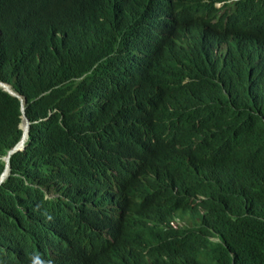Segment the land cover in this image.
<instances>
[{
    "label": "trees",
    "instance_id": "trees-1",
    "mask_svg": "<svg viewBox=\"0 0 264 264\" xmlns=\"http://www.w3.org/2000/svg\"><path fill=\"white\" fill-rule=\"evenodd\" d=\"M225 1L0 0V82L15 94L0 88V179L30 123L0 185V264H120L142 240L152 184L176 172L151 145L163 125L250 95L264 118V63H247L264 2L200 20L177 8ZM255 172L262 194L218 227L211 264H264V151Z\"/></svg>",
    "mask_w": 264,
    "mask_h": 264
},
{
    "label": "clouds",
    "instance_id": "clouds-1",
    "mask_svg": "<svg viewBox=\"0 0 264 264\" xmlns=\"http://www.w3.org/2000/svg\"><path fill=\"white\" fill-rule=\"evenodd\" d=\"M263 2L227 0L177 8L200 20L228 4L253 9ZM247 63H264V43L249 51ZM151 145L171 152L176 172L152 184L154 205L145 214L142 240L120 264H211L222 244L218 227L242 197L262 194L255 165L264 151V118L256 99L250 95L238 104L214 105L200 123L169 121Z\"/></svg>",
    "mask_w": 264,
    "mask_h": 264
},
{
    "label": "water",
    "instance_id": "water-1",
    "mask_svg": "<svg viewBox=\"0 0 264 264\" xmlns=\"http://www.w3.org/2000/svg\"><path fill=\"white\" fill-rule=\"evenodd\" d=\"M5 86H8V87L10 88L9 85H7V84H3V83L0 82V88H2V89H4L5 91H7V92H9V93H11V94H13V95H15L11 89H7ZM24 119H25L26 122H27V135H26V137H28V135H29V129H30V123H29V121H28V119L26 118L25 115H24ZM26 139H27V138H24V136H23L22 140L19 142V145L16 146L15 149H13V150L9 153V155L7 156V160H6V161H7V169H6L7 171H6V172L3 174V176L1 177V179H0V185L5 181V179H6V178L8 177V175L10 174V158H11L12 155H14L15 153H17V152L22 151V150L25 149V142H26Z\"/></svg>",
    "mask_w": 264,
    "mask_h": 264
},
{
    "label": "bare ground",
    "instance_id": "bare-ground-1",
    "mask_svg": "<svg viewBox=\"0 0 264 264\" xmlns=\"http://www.w3.org/2000/svg\"><path fill=\"white\" fill-rule=\"evenodd\" d=\"M180 2V1H179ZM178 2V3H179ZM181 3V2H180ZM183 3V2H182ZM186 5V4H185ZM177 6H178V4H177ZM241 7V6H240ZM233 11V10H232ZM233 13V12H232ZM179 14H180V12H179ZM238 16V15H237ZM174 24V23H173ZM220 24V23H219ZM228 24H229V22H228ZM230 24H233L232 22H230ZM234 26V25H233ZM232 32V31H231ZM157 34V33H156ZM231 34V33H230ZM235 37V36H234ZM153 38V37H152ZM234 47V46H233ZM236 47V46H235ZM237 48V47H236ZM133 63V62H132ZM7 89H10L8 86H5ZM264 88V87H263ZM21 128H22V130H23V136H24V138H27L26 137V135H27V122H26V120H25V122L24 123H22V125H21ZM125 139V138H124ZM123 139V140H124ZM115 158V157H114ZM98 162V161H97ZM98 164V163H97ZM103 172V171H102ZM71 201V200H70ZM82 203V202H81ZM63 204V203H62ZM59 205H61V203L59 204ZM66 205L68 206V204L66 203ZM152 205H154V204H151L150 206H152ZM70 206V205H69ZM62 207V206H61ZM68 208V207H67ZM55 212H56V210H55ZM44 258V257H43ZM51 259V258H50ZM51 263V262H50Z\"/></svg>",
    "mask_w": 264,
    "mask_h": 264
}]
</instances>
